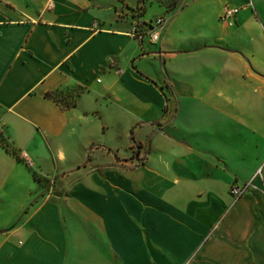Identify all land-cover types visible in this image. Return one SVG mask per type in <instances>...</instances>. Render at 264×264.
<instances>
[{
  "label": "crops",
  "instance_id": "0c3cea01",
  "mask_svg": "<svg viewBox=\"0 0 264 264\" xmlns=\"http://www.w3.org/2000/svg\"><path fill=\"white\" fill-rule=\"evenodd\" d=\"M0 139V264H264V0H0Z\"/></svg>",
  "mask_w": 264,
  "mask_h": 264
},
{
  "label": "built area",
  "instance_id": "2783aa9c",
  "mask_svg": "<svg viewBox=\"0 0 264 264\" xmlns=\"http://www.w3.org/2000/svg\"><path fill=\"white\" fill-rule=\"evenodd\" d=\"M51 4L48 5L50 7ZM239 11V7L236 6H229L226 5L220 15V20L227 25H232L234 23V18L236 14ZM165 22L164 17H157L155 18L152 22L149 23L148 27L142 28L139 27V25H135L131 31L132 36H134L136 39L142 40L145 36L148 37L151 41H156L159 37V30L163 26ZM94 30L98 28V23L93 22L92 24ZM20 157L24 159V161L30 165L31 161L27 157V154L23 152ZM258 176H261V169L258 170L257 172ZM251 185L250 182L245 183V184H232L230 187V194L234 197H239L243 193H245L249 186Z\"/></svg>",
  "mask_w": 264,
  "mask_h": 264
},
{
  "label": "rangeland",
  "instance_id": "374dc122",
  "mask_svg": "<svg viewBox=\"0 0 264 264\" xmlns=\"http://www.w3.org/2000/svg\"><path fill=\"white\" fill-rule=\"evenodd\" d=\"M75 95V92H68L67 94L65 93H61V92H56L53 97L59 102H62L63 105H68L71 104L73 102V96ZM121 145L124 147L126 145V141L123 140L121 142ZM125 150H123L124 152ZM117 264H120V262L118 261Z\"/></svg>",
  "mask_w": 264,
  "mask_h": 264
},
{
  "label": "trees",
  "instance_id": "16d2710c",
  "mask_svg": "<svg viewBox=\"0 0 264 264\" xmlns=\"http://www.w3.org/2000/svg\"><path fill=\"white\" fill-rule=\"evenodd\" d=\"M53 95H54V94H52V93H50V92H48V93L45 94L46 97L52 98V99H54L55 101H57V100L53 97ZM68 105H69V104H68ZM0 143L3 144V142H2L1 139H0ZM4 145H5V144H4ZM6 148H7V147H6ZM7 149H8V148H7Z\"/></svg>",
  "mask_w": 264,
  "mask_h": 264
}]
</instances>
